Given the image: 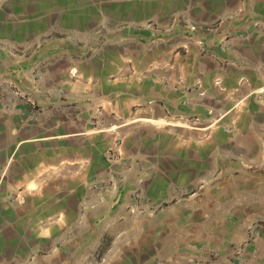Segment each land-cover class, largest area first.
<instances>
[{
  "label": "crops",
  "instance_id": "obj_1",
  "mask_svg": "<svg viewBox=\"0 0 264 264\" xmlns=\"http://www.w3.org/2000/svg\"><path fill=\"white\" fill-rule=\"evenodd\" d=\"M9 85L0 264H264V0H0Z\"/></svg>",
  "mask_w": 264,
  "mask_h": 264
},
{
  "label": "built area",
  "instance_id": "obj_2",
  "mask_svg": "<svg viewBox=\"0 0 264 264\" xmlns=\"http://www.w3.org/2000/svg\"><path fill=\"white\" fill-rule=\"evenodd\" d=\"M149 26H152V24H149ZM192 30H196L195 26L191 27ZM241 35V34H240ZM243 36V35H241ZM227 40H225L222 44L223 46H227ZM5 48V45H4ZM6 49H8L9 51L13 52L15 51L13 48L11 47H6ZM35 76L40 79L42 78V71H41V67H38L35 69ZM29 105L31 107V109L34 110L35 108V103L34 101L31 99V97L23 92L20 88L16 87V86H4V87H0V108L2 110H4L5 112H9V113H13V112H20L19 107L21 105ZM32 123H36L38 121L36 116L31 117L30 120ZM102 125L103 123L101 122H95L94 120V126H97L98 128H100L101 131H114L116 129V127H112L110 126L107 129H102ZM118 141L116 142V146H118ZM173 194H174V198L176 197H180V196H185L187 193L184 190H181L180 188L174 187L172 189ZM134 199L136 200V206H134L132 209H130L131 213H135V214H139V213H143L146 210V207L144 204H142L143 202V196L140 193V191H137L134 193L133 195ZM148 208V207H147ZM215 255V254H214ZM233 261H235L237 264H245V260L242 257L240 251H238V249L236 250L234 256L232 257Z\"/></svg>",
  "mask_w": 264,
  "mask_h": 264
}]
</instances>
